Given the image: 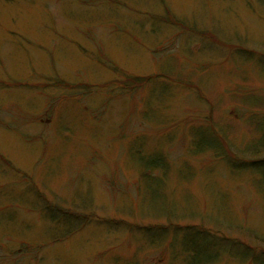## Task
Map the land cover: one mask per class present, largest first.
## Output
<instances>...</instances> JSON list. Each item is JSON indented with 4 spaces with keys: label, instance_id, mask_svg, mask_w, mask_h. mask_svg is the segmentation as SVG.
Returning a JSON list of instances; mask_svg holds the SVG:
<instances>
[{
    "label": "rangeland",
    "instance_id": "374dc122",
    "mask_svg": "<svg viewBox=\"0 0 264 264\" xmlns=\"http://www.w3.org/2000/svg\"><path fill=\"white\" fill-rule=\"evenodd\" d=\"M0 264H264V0H0Z\"/></svg>",
    "mask_w": 264,
    "mask_h": 264
},
{
    "label": "trees",
    "instance_id": "16d2710c",
    "mask_svg": "<svg viewBox=\"0 0 264 264\" xmlns=\"http://www.w3.org/2000/svg\"><path fill=\"white\" fill-rule=\"evenodd\" d=\"M82 1H84V2H85V1H89V0H82Z\"/></svg>",
    "mask_w": 264,
    "mask_h": 264
}]
</instances>
